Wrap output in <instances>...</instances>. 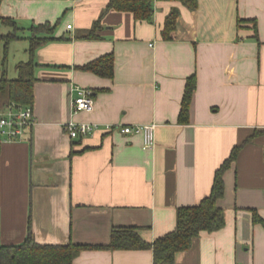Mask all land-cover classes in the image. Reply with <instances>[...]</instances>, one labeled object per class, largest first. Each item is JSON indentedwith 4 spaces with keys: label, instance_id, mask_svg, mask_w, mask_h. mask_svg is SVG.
Here are the masks:
<instances>
[{
    "label": "crops",
    "instance_id": "obj_1",
    "mask_svg": "<svg viewBox=\"0 0 264 264\" xmlns=\"http://www.w3.org/2000/svg\"><path fill=\"white\" fill-rule=\"evenodd\" d=\"M109 1L0 3V14L19 27L8 52L11 78L29 58L31 27L55 26V39L35 51L36 123L24 139L0 143L1 244L21 243L30 217L44 244H108L112 227L132 225L154 241L175 229L179 207L210 193L233 147L264 130V0H199L193 10L153 0L151 21L107 9ZM174 8L175 38L165 40ZM106 54L114 56L112 78L80 68ZM194 74L190 118L182 124ZM77 86L95 92L92 111L73 112ZM69 121L99 128L73 140L64 129ZM148 123L156 125V144L148 149L141 134L106 128ZM224 179L218 203L225 226L202 232L176 264H264V223L254 221V211L264 221V133L242 146ZM153 263L151 249L84 250L73 262Z\"/></svg>",
    "mask_w": 264,
    "mask_h": 264
},
{
    "label": "trees",
    "instance_id": "obj_2",
    "mask_svg": "<svg viewBox=\"0 0 264 264\" xmlns=\"http://www.w3.org/2000/svg\"><path fill=\"white\" fill-rule=\"evenodd\" d=\"M2 0H0L1 3ZM153 0H110L107 9L132 12L136 19L151 21L153 18ZM189 9H196L199 0H177ZM179 10L174 8L167 15L162 37L165 40L175 38ZM242 20L239 19V22ZM254 21L255 28L256 21ZM10 26L7 33L0 31V110H4L12 102L33 106L35 102V51L40 46L54 40L52 36L55 26L49 22L31 27L32 35L29 40V58L16 64L17 76L11 78L8 74L7 60L10 43L16 39L19 27L16 22L0 14V28ZM2 44V47H1ZM100 76H114L115 62L112 54L96 58L80 67ZM197 87L196 75L188 77L181 103L178 120L182 124L189 122L190 107ZM264 133L255 131L243 143L233 147L230 156L223 161L215 172L210 193L198 204L181 206L177 211V223L174 230L149 241L141 234L138 226H114L111 229L108 244H88L69 242L67 244H44L36 240L32 220L29 218L28 233L18 244L0 243V264H73L75 258L84 250H143L151 249L154 254L153 264H176L177 255L189 250L193 241L202 232H215L222 229L226 223L224 209L219 200L225 195L224 174L236 160L242 146L254 136ZM254 221L264 223L263 219L254 211Z\"/></svg>",
    "mask_w": 264,
    "mask_h": 264
},
{
    "label": "built area",
    "instance_id": "obj_3",
    "mask_svg": "<svg viewBox=\"0 0 264 264\" xmlns=\"http://www.w3.org/2000/svg\"><path fill=\"white\" fill-rule=\"evenodd\" d=\"M71 27V25H70ZM76 97L72 101L74 113L92 111L95 105V92L92 89L77 86ZM36 123L33 106H23L12 102L4 110H0V143L24 139L28 129ZM99 128L97 123L69 121L64 129L71 139H79L91 135ZM107 130H119L122 134H141L144 148H152L156 144L154 123L133 125H106Z\"/></svg>",
    "mask_w": 264,
    "mask_h": 264
},
{
    "label": "rangeland",
    "instance_id": "obj_4",
    "mask_svg": "<svg viewBox=\"0 0 264 264\" xmlns=\"http://www.w3.org/2000/svg\"><path fill=\"white\" fill-rule=\"evenodd\" d=\"M24 44H25V42H24ZM19 45L21 46L23 44L20 43ZM22 48H23V46H22ZM21 52H23V51L21 50ZM14 58H18L17 60H20L18 56L14 57Z\"/></svg>",
    "mask_w": 264,
    "mask_h": 264
}]
</instances>
